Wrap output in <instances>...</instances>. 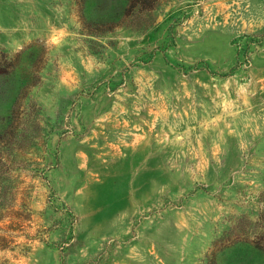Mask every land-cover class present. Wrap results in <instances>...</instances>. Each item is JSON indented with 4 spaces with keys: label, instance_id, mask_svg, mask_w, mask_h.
<instances>
[{
    "label": "rangeland",
    "instance_id": "374dc122",
    "mask_svg": "<svg viewBox=\"0 0 264 264\" xmlns=\"http://www.w3.org/2000/svg\"><path fill=\"white\" fill-rule=\"evenodd\" d=\"M0 264H264V0H0Z\"/></svg>",
    "mask_w": 264,
    "mask_h": 264
}]
</instances>
